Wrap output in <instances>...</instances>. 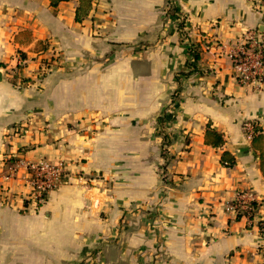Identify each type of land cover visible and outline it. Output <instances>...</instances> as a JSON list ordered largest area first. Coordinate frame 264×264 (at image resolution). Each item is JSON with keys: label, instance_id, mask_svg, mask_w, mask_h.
<instances>
[{"label": "crops", "instance_id": "obj_1", "mask_svg": "<svg viewBox=\"0 0 264 264\" xmlns=\"http://www.w3.org/2000/svg\"><path fill=\"white\" fill-rule=\"evenodd\" d=\"M77 5L0 0V264H264L245 127L264 130V83L239 82L224 53L264 32V14L250 0H93L79 22ZM41 160L68 179L22 209ZM245 190L251 224L225 211Z\"/></svg>", "mask_w": 264, "mask_h": 264}, {"label": "built area", "instance_id": "obj_2", "mask_svg": "<svg viewBox=\"0 0 264 264\" xmlns=\"http://www.w3.org/2000/svg\"><path fill=\"white\" fill-rule=\"evenodd\" d=\"M253 7L264 14V0H250ZM180 21H185L183 16ZM184 29V27H182ZM209 45V42H206ZM224 53L232 60L236 78L244 84L264 83V32L260 30H247L235 41H232ZM43 68V70H45ZM42 74V73H41ZM245 127L249 134L253 127L247 122ZM28 176L26 183L28 190L23 194L25 201L22 209L32 208L38 210L46 202L48 195L57 190L67 179L68 172L63 160L53 163L47 160L27 164ZM162 180L168 178L166 170L162 171ZM257 200L252 191L245 190L237 193L236 198L226 203L225 211L234 219L246 218L251 224L257 209ZM264 231V226L260 227Z\"/></svg>", "mask_w": 264, "mask_h": 264}, {"label": "trees", "instance_id": "obj_3", "mask_svg": "<svg viewBox=\"0 0 264 264\" xmlns=\"http://www.w3.org/2000/svg\"><path fill=\"white\" fill-rule=\"evenodd\" d=\"M63 0H50L53 6H57ZM93 5V0H78V5L75 11V19L79 22L83 21L88 14L90 13ZM196 57H199V52L196 54ZM253 127L252 133V146L256 149L260 156V167L264 175V130L257 121H250ZM205 141L208 144H212L216 147H222L224 143L223 133L214 129L208 128L205 131ZM221 161L224 164H233L235 157L229 151H223Z\"/></svg>", "mask_w": 264, "mask_h": 264}, {"label": "rangeland", "instance_id": "obj_4", "mask_svg": "<svg viewBox=\"0 0 264 264\" xmlns=\"http://www.w3.org/2000/svg\"><path fill=\"white\" fill-rule=\"evenodd\" d=\"M182 27H184V29H182ZM179 28H180V32L182 33V36H185L187 31H186V26L182 20L179 21Z\"/></svg>", "mask_w": 264, "mask_h": 264}]
</instances>
